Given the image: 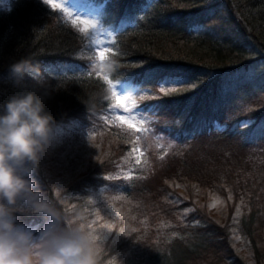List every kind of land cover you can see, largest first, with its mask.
Masks as SVG:
<instances>
[{"label":"trees","instance_id":"obj_1","mask_svg":"<svg viewBox=\"0 0 264 264\" xmlns=\"http://www.w3.org/2000/svg\"><path fill=\"white\" fill-rule=\"evenodd\" d=\"M98 2L106 4L113 28L140 15L115 32L120 54L109 60L113 81L155 89L173 77L187 81L188 90L145 99L152 120L143 143L137 140L143 133L134 137L127 130V141L86 156L73 170L59 158L54 191L39 167L31 174L39 191L97 237V264H246L231 246L233 230L247 242L250 263L264 264V0ZM87 43L42 0L0 7V115L12 96L47 92L44 110L53 117L52 129L73 134L98 125L96 114L112 100L106 83L83 71ZM22 57L38 72L16 85L8 66ZM136 145L144 153L141 163L116 175L124 153ZM64 171L71 174L63 177ZM92 193L100 201L89 200ZM114 196L126 213L104 238L99 233L110 218L105 204ZM205 197L222 199V223L207 212ZM12 207L23 228L40 229L48 220L23 200ZM128 218V230L117 232ZM152 223L176 233L151 237L155 231L146 227Z\"/></svg>","mask_w":264,"mask_h":264},{"label":"clouds","instance_id":"obj_2","mask_svg":"<svg viewBox=\"0 0 264 264\" xmlns=\"http://www.w3.org/2000/svg\"><path fill=\"white\" fill-rule=\"evenodd\" d=\"M36 72L28 57L8 66L16 85ZM49 97L34 91L12 96L0 115V264H97V237L42 194L36 180L25 178L39 169L50 142L54 121L44 110ZM18 200L48 218L38 238L15 223Z\"/></svg>","mask_w":264,"mask_h":264},{"label":"rangeland","instance_id":"obj_3","mask_svg":"<svg viewBox=\"0 0 264 264\" xmlns=\"http://www.w3.org/2000/svg\"><path fill=\"white\" fill-rule=\"evenodd\" d=\"M18 0H0V7L4 8L5 10H9L15 2ZM43 1V0H42ZM100 3V2H99ZM51 7L50 5H48ZM58 11V10H57ZM59 12V11H58ZM62 14V13H61ZM63 16V15H62ZM130 22H122L124 26L127 25ZM120 24V28H121ZM111 27V26H110ZM113 28V27H112ZM120 28H114L115 32L116 30H119ZM88 40V43L84 49V53L82 55V58L86 60L87 64V69H83L85 74L89 75L91 72L92 74L89 76L97 77L103 80V75L104 73L101 72V69L99 67V64L101 63H109V61H104L100 62L98 58L95 55V46L90 47V40ZM96 65L94 68L93 66ZM97 72H101L100 76L98 77L96 75ZM264 74V73H263ZM262 73L259 74V76L264 77ZM104 81V80H103ZM115 82V81H113ZM107 85V84H106ZM137 92L135 93V99L137 102V105L140 108H145V99H150L153 98V96H158L160 95L159 87H156L155 89H142L136 86ZM108 91L111 95V90L109 89L107 85ZM147 93H151V95H148ZM162 95V94H161ZM112 103L111 105L104 111L100 112L99 114H96V119L98 121V125L95 126H88V127H82L79 130H76L73 132V134L67 133L64 129L57 127L52 129V134L50 136V139L53 140L49 142L43 156L41 157L39 161V167H41L43 173L46 175V182L50 184V186L57 187L58 184H56L54 181H52L56 176L61 175L60 170H59V158L62 160H65L66 164L71 167L69 170H73L74 168L78 167L84 160V158L90 154L95 155L96 153L98 154L102 150H108L110 147L117 145L118 143H122L127 141L125 138L126 135V126H120L119 121L116 119V116L119 113V110L113 105L115 104V99L111 96ZM144 118L146 119L147 123L145 124L148 125L152 120V118L143 112ZM69 129V128H68ZM103 133H106L108 135H102ZM134 135V134H132ZM137 133H135L134 137H136ZM144 133L140 135V138H146L144 137ZM73 137V138H69ZM84 137V138H83ZM128 137V136H127ZM82 138V139H81ZM143 139H140L143 143ZM87 142V143H86ZM140 147V145H139ZM67 155H72L73 159L78 160V162L70 161L67 157ZM138 153H133L132 150H129L125 153L122 157L123 161V166H121L118 170V174L116 175H122V173L128 174L129 171V166L131 163L136 164V157L138 156ZM125 157V158H124ZM71 174L70 171H64L63 172V177L64 175L69 176ZM123 176V175H122ZM26 179H34L35 177L33 175L31 176H26ZM65 182V181H62ZM52 184V185H51ZM53 189V188H52ZM54 191V189H53ZM179 195H183L182 189L177 190ZM100 197L96 195V193H92L89 197V200H91L93 203L100 201ZM216 198H211V197H205L203 202L206 203L207 207V212L209 215L213 217L215 216V219L217 221H220L221 223L224 221L226 218V210H225V204L223 203H218L216 207L214 208H209L208 205L213 203V201ZM202 201V199H201ZM105 210L109 214L110 218L106 217V222L104 225H102L103 229L99 233L102 237H108L110 231H112V223L114 222L115 224H120V218L119 214L122 212L126 213L125 210H122V201L120 200V197L114 196L112 199L108 201L107 204H105ZM114 205V206H113ZM119 210V212L117 211ZM122 210V211H121ZM121 213V214H122ZM236 214L233 212L231 218L233 215ZM128 216H131L127 214ZM221 216V217H220ZM237 218V217H236ZM133 220V218H128L124 220L123 223V228L118 227L117 232H122L123 230H128L129 226L128 224H131L130 222ZM234 220V219H232ZM149 223V221H147ZM46 224V223H45ZM45 224L43 225L42 228L36 229V227H24L25 230L30 231L34 237H39L40 232L44 229ZM110 226V227H106ZM115 227V225L113 224ZM160 226V225H159ZM158 226L156 223H152V226H147L146 229L148 231H155V233H150L151 237H158V236H163L164 238L171 237L175 235L176 232H173L172 230L164 229L161 228L162 230H159L157 228ZM123 229V230H122ZM138 230V229H137ZM159 230V231H158ZM157 231V232H156ZM238 232V231H237ZM239 236L236 231H232V234L230 236L231 240V246L235 253L245 261L246 264H251V252L248 249V244L246 241H244L241 236L240 239H236V237ZM158 244V243H157ZM164 245V244H162ZM250 255V258L248 259V256Z\"/></svg>","mask_w":264,"mask_h":264},{"label":"snow or ice","instance_id":"obj_4","mask_svg":"<svg viewBox=\"0 0 264 264\" xmlns=\"http://www.w3.org/2000/svg\"><path fill=\"white\" fill-rule=\"evenodd\" d=\"M43 3L62 13L66 24L78 31L84 38L90 40V47L95 46V55L100 62L109 61L110 57H116L120 54L117 41L114 39L115 29L107 25L105 3H99L98 0H43ZM123 27L124 25L121 24V28ZM93 67L95 68L96 65ZM99 67L101 72L104 73L102 78L111 90V96L115 99L113 107L119 110L120 114L116 116V119L119 121L120 126H126V129L132 133H147L150 129L145 127L147 123L143 115L145 109L137 105L135 85L127 80L120 79L113 82L108 71L111 67L110 63H101ZM101 72H97L96 75L99 77ZM91 74L90 72L89 75ZM187 83V81L180 78L166 77L160 81L159 91L163 96L179 95L181 91L188 90L185 87ZM191 87H195V84H192ZM147 94L151 95V93ZM153 98L158 99L159 97L153 96ZM139 139L140 137L137 136V140ZM157 146L162 147V145ZM171 147L172 145L169 144V148ZM132 152L139 154L136 157V164L139 165L144 153L138 145L132 148ZM160 159H164V156L161 155ZM228 199L231 200V195ZM218 203H222L219 198L215 199L208 207L214 208ZM117 211L119 212V210ZM237 211H239V207ZM236 239H240V237L237 236Z\"/></svg>","mask_w":264,"mask_h":264}]
</instances>
